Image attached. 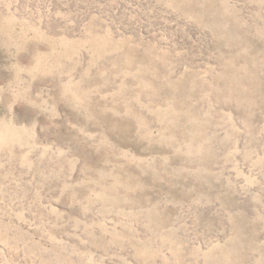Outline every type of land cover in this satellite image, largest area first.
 <instances>
[{
  "label": "rangeland",
  "instance_id": "1",
  "mask_svg": "<svg viewBox=\"0 0 264 264\" xmlns=\"http://www.w3.org/2000/svg\"><path fill=\"white\" fill-rule=\"evenodd\" d=\"M0 264H264V0H0Z\"/></svg>",
  "mask_w": 264,
  "mask_h": 264
}]
</instances>
